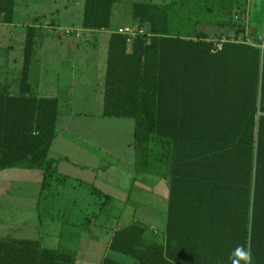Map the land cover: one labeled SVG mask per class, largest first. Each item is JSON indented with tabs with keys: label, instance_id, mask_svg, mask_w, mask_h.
<instances>
[{
	"label": "trees",
	"instance_id": "1",
	"mask_svg": "<svg viewBox=\"0 0 264 264\" xmlns=\"http://www.w3.org/2000/svg\"><path fill=\"white\" fill-rule=\"evenodd\" d=\"M118 0H84L82 30L110 29ZM247 0H169L131 6V42L110 34L103 116L134 123L136 170L167 182L162 233L133 221L111 233L108 247L127 262L230 264L244 245L264 264V46L245 31ZM14 0H0V24L12 22ZM206 27L228 29L214 40ZM27 28L22 78L13 93L0 85V171L39 170L42 188L58 160L49 157L58 101L37 97L27 78L34 47ZM245 37V38H244ZM221 42V49L214 50ZM0 264H74L37 241L0 240ZM243 264V262H241Z\"/></svg>",
	"mask_w": 264,
	"mask_h": 264
},
{
	"label": "crops",
	"instance_id": "2",
	"mask_svg": "<svg viewBox=\"0 0 264 264\" xmlns=\"http://www.w3.org/2000/svg\"><path fill=\"white\" fill-rule=\"evenodd\" d=\"M26 2L14 0L12 22L3 26L17 29L10 30L7 41L5 34L0 32V85L7 86L13 93L19 88L25 89L21 81L24 43L27 28H34V47L26 80L37 97L58 101L57 132L49 148V157L58 160L55 170L58 179L42 188L43 173L39 170L0 171V240L37 241L42 248L69 255L74 264H101L105 257L127 262V258L110 252L108 243L115 229L135 220L141 222L132 205L136 202L131 199L132 192L136 190V200L143 194L154 196L156 202L159 190L167 197L168 188L165 179L136 170L132 148L133 121L106 118L102 114L108 39L123 26L113 28L110 23V29L106 31L85 34L81 21L80 28H73L80 31L78 39L64 36L54 33L50 27V24H58L51 21L46 28L38 15L34 16L35 20H40L37 24L25 25L22 17L27 14L23 11ZM41 2L51 4L45 8L52 11L71 9L72 4L84 0ZM120 2L132 6L133 3L152 1L118 0L114 5ZM17 15L20 17L18 22ZM117 146L122 149L120 152L116 150ZM128 154L131 156L127 160ZM114 170L115 174H110ZM152 176L157 180L150 181ZM121 177L127 181L120 182ZM61 178L71 183V194L52 195L51 191L57 186L62 191L61 186L65 184ZM83 187L90 193L76 195ZM92 196H98L104 205L121 206L120 212L112 216L99 211L105 220L96 222V213L93 211L89 217L86 211L92 204ZM108 220H114V223L110 224Z\"/></svg>",
	"mask_w": 264,
	"mask_h": 264
},
{
	"label": "rangeland",
	"instance_id": "3",
	"mask_svg": "<svg viewBox=\"0 0 264 264\" xmlns=\"http://www.w3.org/2000/svg\"><path fill=\"white\" fill-rule=\"evenodd\" d=\"M42 0H27V5L23 6V11H25L26 17H22L25 20V25H31L33 23H38L40 20L34 19L35 15H38L43 19L41 21V24L44 22L53 21V23L58 24L59 26H54L50 24V27H57L60 29L64 28H80L81 27V21L83 17V3L80 2L77 5L72 4L71 9L63 10V8H60L58 10H52L47 11L45 7H51V4H43L41 2ZM44 1V0H43ZM150 1V0H147ZM154 3H163L165 1L169 0H151ZM25 2V0H23ZM129 7V8H128ZM39 9V10H38ZM131 6L127 5L124 2L117 3L113 6L111 11V19L110 23L113 28H117L119 26H133V22L131 19ZM247 13H246V19L242 17L243 19H239V22L242 20H245V35L249 39H258L264 44V0H247L246 5ZM36 12V13H35ZM37 17V16H36ZM45 17V18H44ZM16 22L20 21L19 15L16 17ZM15 29L14 27L9 26H3V24H0V32H3L5 34V41H7V36L9 35L10 30L13 31ZM17 29V28H16ZM15 29V30H16ZM74 30V29H73ZM204 31L210 36V38L217 40H225V33L229 34V38H232L233 36L231 32H228V29H220L217 27H206L204 28ZM245 38V37H244ZM118 152H120L122 149L117 146L116 149ZM132 154V153H130ZM130 154L126 155L125 158L128 160ZM115 174V170L111 172L110 174ZM120 172L117 173V176L120 178ZM62 179V178H61ZM157 180L156 177L152 176L150 177V181ZM62 181L65 184L63 186H69V187H63L61 186L62 191H60V188L55 187L51 191V194H57V195H67L65 193L68 192V194H71V183L69 181H65V179H62ZM120 182H126L127 179L125 177H121L119 180ZM76 190L78 188H75ZM135 191L132 192L131 199L134 202L133 207L136 209V218L143 223V225L146 226L148 229V233L151 234V232H159L164 229L165 225V219H166V195H163V191L159 190L156 202L154 201V196L146 197L143 194L139 196L138 200H136ZM50 193V191H49ZM90 193L89 189L87 187H83L77 190L76 195L80 196H87ZM151 201V202H150ZM92 204L90 207L86 210L88 211V216H92V212L96 213L95 215V221L96 222H103L105 220L104 214L110 213L115 215V213H119L120 207L119 205H116L115 203H106L104 205L102 199H100L98 196H92ZM104 208V209H103ZM118 208V209H117ZM99 211H102V214H98ZM90 212V214H89ZM114 220H108L110 224H113ZM152 229V230H151Z\"/></svg>",
	"mask_w": 264,
	"mask_h": 264
},
{
	"label": "built area",
	"instance_id": "4",
	"mask_svg": "<svg viewBox=\"0 0 264 264\" xmlns=\"http://www.w3.org/2000/svg\"><path fill=\"white\" fill-rule=\"evenodd\" d=\"M44 27H48L49 23L44 22ZM49 28V27H48ZM52 31L54 33H59V34H63L64 36H71L74 38H79L80 37V31H76L73 29H59L57 27H53L51 28ZM99 31H106V29H101ZM116 34L122 36L123 38H125L127 40L128 44H131L132 40L134 38H136L137 36H145V37H150V34L146 35L145 33V29L144 28H138V27H132V26H123V27H119L116 30ZM221 49V42H218L215 45V49L214 50H220ZM264 115V113H263Z\"/></svg>",
	"mask_w": 264,
	"mask_h": 264
},
{
	"label": "clouds",
	"instance_id": "5",
	"mask_svg": "<svg viewBox=\"0 0 264 264\" xmlns=\"http://www.w3.org/2000/svg\"><path fill=\"white\" fill-rule=\"evenodd\" d=\"M230 264H253L251 251L244 245H237L227 257Z\"/></svg>",
	"mask_w": 264,
	"mask_h": 264
}]
</instances>
